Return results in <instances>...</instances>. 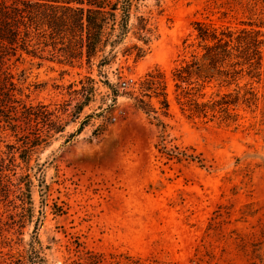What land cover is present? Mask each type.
<instances>
[{
  "label": "rangeland",
  "instance_id": "rangeland-1",
  "mask_svg": "<svg viewBox=\"0 0 264 264\" xmlns=\"http://www.w3.org/2000/svg\"><path fill=\"white\" fill-rule=\"evenodd\" d=\"M196 20L252 27L263 40L259 80H242L255 104L238 105L234 122L188 117L175 101L171 70ZM133 46L145 55L135 60ZM49 50L4 64L15 98L57 107L65 127L29 146L23 135L38 127L0 116V264H264V0H134L122 42L91 63ZM153 68L164 75L167 111L152 93L146 113L138 92L114 97L103 84L122 93ZM87 75L93 91L81 106ZM163 145L197 159L168 158Z\"/></svg>",
  "mask_w": 264,
  "mask_h": 264
},
{
  "label": "trees",
  "instance_id": "trees-1",
  "mask_svg": "<svg viewBox=\"0 0 264 264\" xmlns=\"http://www.w3.org/2000/svg\"><path fill=\"white\" fill-rule=\"evenodd\" d=\"M133 1L0 0V116L11 121L20 119L26 123L33 122V126L38 127L36 132L23 135L29 146L39 145L55 132L63 131L65 124L57 114V107L50 108L49 104L41 103L27 105L15 98L14 91L21 90L13 81V75L5 70V60L19 58L22 52L37 56L38 50L50 48L52 56L63 57L62 60L69 64L83 57L87 63H91L98 52L107 46L112 49L122 42L128 31ZM140 29V41L146 46L149 41L148 29L146 26ZM192 32L193 42L187 44V38L183 41L189 48L187 54L182 55L171 70L175 101L188 117L203 122H234L237 116L234 110L238 105L250 107L256 101L251 83H243L242 80L248 77L257 81L260 78L263 60L260 32L252 27L233 29L201 20L193 22ZM132 48L135 50V60L143 57L147 51V47L143 46ZM103 63H108L107 57H103L99 65ZM115 75L118 80L123 79V68L116 70ZM93 82L88 75L80 80L86 94L93 91ZM103 84L114 97L119 94L132 96L138 92L134 96L135 105L146 113L153 111L143 99L144 96L151 97L150 93L161 97V107L168 110L166 82L158 68L146 71L137 81L123 86L122 93L108 79L103 80ZM126 89L130 90L124 92ZM87 95L81 106L89 101L90 95ZM78 113L74 111L71 116ZM90 117L85 116L75 134L82 130ZM12 125L15 127V124ZM159 149L168 158L177 161L197 159L186 149L174 152L175 147L170 149L164 145Z\"/></svg>",
  "mask_w": 264,
  "mask_h": 264
}]
</instances>
